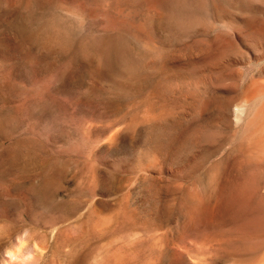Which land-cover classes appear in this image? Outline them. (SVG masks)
I'll return each mask as SVG.
<instances>
[{
	"label": "rangeland",
	"instance_id": "rangeland-1",
	"mask_svg": "<svg viewBox=\"0 0 264 264\" xmlns=\"http://www.w3.org/2000/svg\"><path fill=\"white\" fill-rule=\"evenodd\" d=\"M0 264H264V0H0Z\"/></svg>",
	"mask_w": 264,
	"mask_h": 264
}]
</instances>
